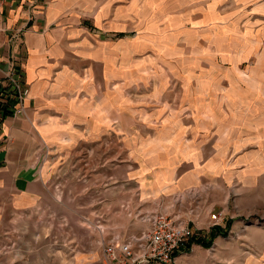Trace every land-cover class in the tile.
Masks as SVG:
<instances>
[{"label":"crops","instance_id":"obj_1","mask_svg":"<svg viewBox=\"0 0 264 264\" xmlns=\"http://www.w3.org/2000/svg\"><path fill=\"white\" fill-rule=\"evenodd\" d=\"M4 1L0 89L9 58L30 89L21 114L0 113V264H106L103 244L142 229L140 214L187 206L204 186L192 228L211 232L210 207L233 225L230 191L264 173V58L202 59L193 89H170L177 73L149 76L160 104L141 122L122 64L139 40L178 48L190 12L202 39L227 0ZM233 1L235 17L253 0Z\"/></svg>","mask_w":264,"mask_h":264},{"label":"rangeland","instance_id":"obj_2","mask_svg":"<svg viewBox=\"0 0 264 264\" xmlns=\"http://www.w3.org/2000/svg\"><path fill=\"white\" fill-rule=\"evenodd\" d=\"M218 4L219 14L203 28L202 39L197 40L200 28L195 27L193 20L195 14L190 12L189 18L185 19L189 22L182 28L183 31L185 28L191 32L181 34L182 37L184 35L182 41L171 43L175 47L178 45V48L173 47V50H168L164 54L160 49L151 50L144 47L145 40H139L141 42L135 53L129 59L122 60L125 61L122 64L126 67L127 75L137 79L135 86L132 87L138 94L135 114L137 122L146 121L148 108L160 104L152 102L149 97V76L155 77L164 71L171 76L177 73L181 77L183 75L184 81L171 82L170 89H193L194 83L190 81L188 74H195L193 69H198V63L202 59L225 61L238 58L251 64L259 57L264 58V0L250 1L242 10L243 16L239 13L235 17L232 15L236 12L237 3L227 0ZM186 7L192 8L191 3H187ZM164 57L167 59L166 64L161 63V58ZM18 68L20 70V64ZM24 83L29 88L25 81ZM246 83L254 85L253 82ZM122 121H128V117L125 116ZM228 196V213L233 215V220L236 219L233 225L232 219L228 218V221L224 212L219 224H209L211 232L203 234L195 230L185 249L177 257L176 264H264V173L254 181L247 180L241 194L238 195L235 190H231ZM202 204L205 205L204 202ZM237 222H240V225ZM230 225L231 227L226 229ZM216 233L225 237H218L216 241L219 240V243L213 244L211 237ZM195 242L203 246H198L200 247L198 252H192L190 249Z\"/></svg>","mask_w":264,"mask_h":264},{"label":"built area","instance_id":"obj_3","mask_svg":"<svg viewBox=\"0 0 264 264\" xmlns=\"http://www.w3.org/2000/svg\"><path fill=\"white\" fill-rule=\"evenodd\" d=\"M4 0H0V33L3 27L1 14ZM17 33L11 38L16 39ZM2 52L0 50V59ZM16 58H9L4 71L6 84L0 89V113H22L23 102L29 88L24 83ZM206 189L186 191L191 195L186 206L183 198H176L167 209H154L139 215L143 228L137 233L128 234L124 238L115 235L103 244V255L106 264H176L177 254L185 249V245L194 235V224L201 216L203 198L201 193ZM207 215L211 225L219 224L224 217L222 210L208 208Z\"/></svg>","mask_w":264,"mask_h":264},{"label":"trees","instance_id":"obj_4","mask_svg":"<svg viewBox=\"0 0 264 264\" xmlns=\"http://www.w3.org/2000/svg\"><path fill=\"white\" fill-rule=\"evenodd\" d=\"M201 243V242H200ZM204 244V243H203Z\"/></svg>","mask_w":264,"mask_h":264}]
</instances>
